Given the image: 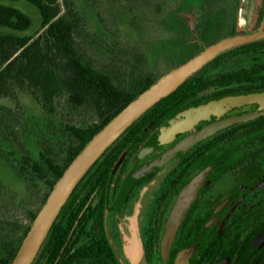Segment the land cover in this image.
Masks as SVG:
<instances>
[{
    "label": "trees",
    "instance_id": "16d2710c",
    "mask_svg": "<svg viewBox=\"0 0 264 264\" xmlns=\"http://www.w3.org/2000/svg\"><path fill=\"white\" fill-rule=\"evenodd\" d=\"M17 1L0 0V29L3 30L0 31V100L14 101L17 105V93L26 92L49 114L54 113L62 101L70 110L84 111L89 120L79 125H65L68 142L63 149L61 163H57L44 149L39 161L25 155L22 157L24 165L12 167L17 175L27 172L31 183L35 186L36 181L41 182L45 190L40 197H31L18 206L10 193L9 197L8 193L3 194L10 206L6 211L15 215H10L11 219L1 223L2 226L0 224V264L11 263L54 184L96 133L162 75L190 60L204 48L237 34L239 2L128 0L130 3L124 8L128 19H108L107 24L99 25L98 16L94 13L92 17L99 30L94 27L92 32L83 0H25L37 10L40 18L38 30L31 36H25L22 33L32 26L30 18L7 4ZM111 31L127 39L131 56L141 65L135 69L130 59L125 60L129 75L123 82L118 81L117 74L97 67L79 43L83 34L109 37ZM99 37L98 40L101 39ZM258 65H264V39L216 57L130 125L78 182L32 264H66L61 251L82 203L76 204L70 218H67L66 211L74 207L78 198L74 193L79 192L85 176L89 175L90 182L98 176L107 178L119 153L152 121H155V128L213 98L264 91V84L258 83L264 80V72L258 70ZM213 79L232 80L236 84L230 90L211 94L208 92L210 88L201 86ZM12 112L11 108L0 105L1 139L17 138L16 125L10 115ZM30 194L34 196L33 192ZM84 245L83 252L76 259L79 264H83L85 257L86 264H105L102 260L106 261L105 257L109 256L107 246H97L94 240Z\"/></svg>",
    "mask_w": 264,
    "mask_h": 264
},
{
    "label": "flooded vegetation",
    "instance_id": "af4514ba",
    "mask_svg": "<svg viewBox=\"0 0 264 264\" xmlns=\"http://www.w3.org/2000/svg\"><path fill=\"white\" fill-rule=\"evenodd\" d=\"M246 5L251 32L263 20L264 0H239L237 27L241 7ZM237 27V34L245 33ZM258 70L264 72V65H258ZM258 83L264 84V80ZM233 84L236 81L213 79L201 88L216 94L230 90ZM254 110L242 106L225 112L224 117ZM154 123L142 129L151 125L115 169L133 141L119 153L107 178L98 176L90 182L89 175L85 176L79 192L75 191L78 198L66 211L67 218L77 203H82V209L73 219L61 251L66 264H79L76 259L84 244L93 240L97 246L108 247L107 262L102 260L105 264H264V117L238 122L196 143L182 156L134 182L118 203L122 185L133 169L190 134L177 135L143 158L142 149L160 126L153 128ZM204 125L200 122L193 132ZM203 170L207 171L196 198L163 252L161 241L176 196ZM82 260L86 264L87 258Z\"/></svg>",
    "mask_w": 264,
    "mask_h": 264
},
{
    "label": "water",
    "instance_id": "95a60500",
    "mask_svg": "<svg viewBox=\"0 0 264 264\" xmlns=\"http://www.w3.org/2000/svg\"><path fill=\"white\" fill-rule=\"evenodd\" d=\"M246 1H244V3ZM244 9L245 7L242 6L240 15L243 13ZM263 38L264 16L261 24L256 30L235 34L204 48V50L190 60L162 75L146 90L129 102L85 144L65 168L62 175L48 194L46 200L39 208L10 264L33 263L54 221L58 217L78 182L88 169L130 125L136 122L160 100L173 93L184 83L185 80L197 73L216 57L237 47L250 44ZM249 104H264V91L237 93L216 97L204 104L198 105L193 110L185 111L163 123L142 149L140 154L141 157L151 152L156 146L172 142L177 135L184 133L190 134L169 147L157 158L133 169L127 175L122 185L118 196V203L125 197L134 182L148 173L161 168L174 158L182 156L196 143L223 129L233 126L238 122H246L264 117V108L240 115L224 117L227 109L247 106ZM200 122H205V125L200 130L193 132L194 128ZM150 126L151 125L147 128ZM147 128L144 129L122 153L115 165V169L120 165L131 148L137 143L139 137L146 132ZM206 171L207 170L200 171L181 188L176 196L161 241L163 252L169 247L178 226L181 224L196 198L199 186Z\"/></svg>",
    "mask_w": 264,
    "mask_h": 264
},
{
    "label": "rangeland",
    "instance_id": "374dc122",
    "mask_svg": "<svg viewBox=\"0 0 264 264\" xmlns=\"http://www.w3.org/2000/svg\"><path fill=\"white\" fill-rule=\"evenodd\" d=\"M83 1L86 3L89 16L87 23L90 31L95 27V21L92 17L94 13L98 16L99 25L107 24L108 19H120L122 17L128 19L127 10H124L125 5L127 7L130 3L128 0ZM7 4L30 18L32 26L28 31L22 33V35H33L38 30L40 24L37 10L25 2V0ZM119 5H121L120 8ZM249 16V7L246 5L238 20V31L249 32L251 28L250 23H248L250 21ZM94 29L99 30L97 26ZM0 31L3 30L0 29ZM97 37L101 39L98 40ZM81 38L79 43L85 54L90 57L97 67L115 75L117 74L118 81L120 82H123L125 76L129 75L125 60L130 59L135 69H139V66H141L139 61L131 56L132 52H130V46H127V39L120 36L116 31H111L109 37L88 33L87 35L83 34ZM16 98L18 101L17 105L14 104L16 103L14 101L0 100V105L13 110L10 115H12V122L16 125L17 129V138L9 137L7 140L0 138V224L6 222V220L9 221L11 219L10 215L12 217L15 215V213L6 211L10 206L7 205L3 194L8 193L9 197L10 193L18 206L23 201H29L31 197H40L45 190L44 184L41 182L36 181L34 186L27 172L24 171L22 174L17 175L12 167L24 165L22 157L25 155H28L35 161H39V155L43 153L44 149L48 150L50 157L57 163H61L64 155L63 149L68 142L64 129L65 125H79L89 120L84 111L70 110L62 101L56 107V111L49 114L43 111L40 104L26 92L17 93ZM247 106L255 110L264 108V104H249ZM235 108L237 107L229 108L227 112ZM165 145L156 146L147 154L155 152V149ZM32 192L34 196L30 194Z\"/></svg>",
    "mask_w": 264,
    "mask_h": 264
}]
</instances>
